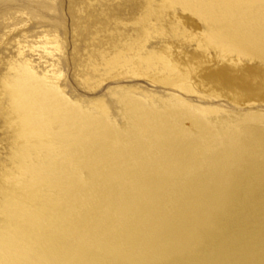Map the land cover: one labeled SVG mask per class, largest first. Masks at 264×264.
<instances>
[{
	"label": "rangeland",
	"instance_id": "1",
	"mask_svg": "<svg viewBox=\"0 0 264 264\" xmlns=\"http://www.w3.org/2000/svg\"><path fill=\"white\" fill-rule=\"evenodd\" d=\"M226 1L0 0V233L36 240L54 227L60 242L71 250L61 260L73 264L119 255L120 245L129 238H135L133 247L138 248L144 212L136 215L139 222L134 221L127 238L117 237L115 231L99 235L115 207L112 192L93 202L83 217L74 216L67 210L74 201L59 171L68 167L78 173L82 185L108 176L121 180L162 137L175 132L194 136V153L183 178L170 179L159 192L155 209L172 196L174 184L178 188L189 175L200 178L203 169L212 167L216 151L236 158L257 198L258 185L264 182V152L250 157L240 152L243 142L264 135V51L215 39L226 29V13L221 17L218 11ZM236 1L242 9L250 2ZM199 2L212 7L216 18L202 14ZM26 69L46 87L39 100L35 90H26L32 80ZM151 110H166L172 126L160 129L161 122L153 119V131L143 130L142 121L155 115ZM143 112L149 114L145 117ZM27 114L36 117L28 119ZM76 115L93 122L103 115L117 129L115 144L101 158L78 150L97 136L98 127L94 123V130L87 128L82 137L76 136L69 123ZM194 116L206 121L207 131L201 132ZM135 125L142 139L127 133ZM123 142L134 146L118 149ZM254 202V212L259 213L260 200ZM24 215L39 230L27 224L28 218L23 221ZM148 216L154 218L156 212ZM82 243L89 244L91 252L76 261Z\"/></svg>",
	"mask_w": 264,
	"mask_h": 264
},
{
	"label": "bare ground",
	"instance_id": "2",
	"mask_svg": "<svg viewBox=\"0 0 264 264\" xmlns=\"http://www.w3.org/2000/svg\"><path fill=\"white\" fill-rule=\"evenodd\" d=\"M237 4L236 0H228L224 2V5L218 6L221 17L226 13V18H224L226 29L219 33L215 39H227L242 49L251 48L264 51V0H250L247 9L237 7ZM197 7L202 14L211 18L217 14L212 7L209 8L201 2L197 4ZM236 7L237 12L234 11ZM247 10L250 12L249 17L245 15ZM25 73L32 78L26 85V90H35L33 94L39 95V100L42 95V88L46 87L42 86L32 70L26 69ZM147 111L149 110L147 109ZM165 111L158 110L154 113L151 110L155 115L152 117L150 113L147 118H145V114L148 112H143L145 119L142 122L145 125L142 127L140 124L141 128L146 131H153L150 125L153 124V119L161 122L160 126L157 125L160 129L165 124L172 123V119L165 115ZM31 117L35 118L36 115L27 114L28 119ZM138 117L143 116L139 115ZM97 118L93 122L90 118L76 115L69 123L75 135L79 137L84 135L87 128H91L94 123L97 124V136L83 142L82 147H78V150L92 151L101 158L107 147L115 144L118 132L105 116L99 115ZM195 119L196 124L201 128V132L208 130L206 121L199 117H195ZM171 126L169 127L172 128ZM91 129L94 130L95 128ZM155 131L157 132V129ZM127 133L134 134V139L138 137L142 139L138 125H135L134 131L131 130ZM256 135L243 142L241 155L250 157L264 152V135L262 132ZM133 142L136 143L135 140ZM118 145L121 147L118 149L123 150L134 146L131 142L129 144L123 142ZM193 151L194 136L188 133V136L185 137L183 134L175 132L171 134V137H164V139L162 137L155 149L144 155L146 158L141 157V160H135V165L132 164V167L129 168L130 175L121 176V180L108 176L105 177L106 179L96 178V180L88 181L82 185L78 173L68 167L59 171L65 181L67 195L71 201H74L72 206L71 204L67 205L69 206L67 210L74 216L83 217L93 202L99 198H104L106 191L112 192L115 207L107 214L105 224L99 235H106L115 231L117 237L121 236L125 239L129 233L133 232L132 226L137 221L135 217L138 216V213H140V217L144 212L143 218L144 214L147 215L143 220L142 227L144 226L145 229L141 233L143 237L140 236L142 238L138 248L133 247L135 238L128 237L129 241L128 239L126 241L129 243L123 242L120 245L119 255L112 257L111 254L112 258L105 256L101 262L94 263L91 261L89 264H264V182L260 185L257 184L259 186L258 196L253 198V192L250 191L251 188L249 189L247 182H245L244 172L236 164V158L228 156L224 151H216L215 156L212 157L216 158V162L210 165L212 167L203 169L200 178L192 179L190 178L192 175H189L188 178L190 179L184 178L185 180L180 181L178 188L173 183L177 189L175 188L173 192L168 190L172 193V198H169L171 200H162L165 205L159 210L154 208L153 202L159 201V192L163 190L170 179L173 180L177 176L181 177L186 172ZM230 154L232 153L229 152ZM137 164L140 165L137 166ZM179 174L181 175L179 176ZM181 178H177V180H181ZM172 188L169 189L172 190ZM257 200H260L261 203L260 210H257V212L260 211L259 213L254 212L256 206L253 204ZM152 212H156V216L150 219L148 215ZM24 217L28 218V223ZM22 220L31 227L36 226L39 230V225L32 224L31 218L27 215H24ZM42 232V236H38L36 240H31L20 234L0 233V264H73L61 260L62 257L70 256V249L60 242V232L54 227L47 228ZM138 233L140 234V232ZM41 240L42 243H40ZM117 240L119 241V239ZM101 242L103 243L102 239ZM104 243L106 242L104 241ZM113 243L115 244V242ZM82 245L83 243L79 244V251L76 254H80V257L77 256L79 259L76 261L83 260L91 252L89 244ZM89 258L92 260V257ZM74 264H76L75 261Z\"/></svg>",
	"mask_w": 264,
	"mask_h": 264
}]
</instances>
